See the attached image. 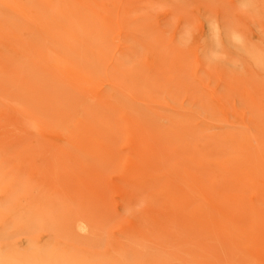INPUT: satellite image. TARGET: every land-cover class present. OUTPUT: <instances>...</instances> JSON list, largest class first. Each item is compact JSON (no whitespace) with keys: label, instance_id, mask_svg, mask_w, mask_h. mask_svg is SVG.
<instances>
[{"label":"rangeland","instance_id":"rangeland-1","mask_svg":"<svg viewBox=\"0 0 264 264\" xmlns=\"http://www.w3.org/2000/svg\"><path fill=\"white\" fill-rule=\"evenodd\" d=\"M80 3L105 27L92 34H106L104 43H75V60L90 59L89 46L104 50L92 76L67 62L85 93L65 86L68 77L54 84L66 62L46 36L0 45V194L8 193L0 196V251L53 250L75 264H253L256 228L264 237V145L255 137L264 138V67L248 72L227 41L210 56L201 47L208 23L220 25L264 61V0H119L126 26L102 24L107 11L117 13L107 0ZM0 20L5 30L23 28L6 11ZM64 23L52 24L57 39L66 38ZM116 52L131 55L134 84L122 66L118 88L106 76ZM122 103L140 127L121 119ZM225 158L233 159L228 173L217 162ZM221 203L242 208L236 222ZM21 221L31 226L15 229Z\"/></svg>","mask_w":264,"mask_h":264},{"label":"bare ground","instance_id":"bare-ground-1","mask_svg":"<svg viewBox=\"0 0 264 264\" xmlns=\"http://www.w3.org/2000/svg\"><path fill=\"white\" fill-rule=\"evenodd\" d=\"M81 0H78V5H72L71 3H69L67 0H0V11H6L9 14H11L12 16L16 17L17 20H22L23 22V28L18 29L15 28V26H10L8 30H5V22L0 20V45L3 44V41H6L7 39H12L14 40L16 43H18L19 45L21 44H25L26 41L28 42V40L26 38H22L21 34H25V35H29V36H33L34 34H42L44 36H46V40L48 43V47L51 50H56V51H62L63 54V59L66 62V66L65 68L59 73V74H55L52 75L54 78V84L60 85L61 83L64 85L65 81L67 80V77L69 79L70 77V73H69V68H70V63H74L76 65L81 66L84 70L89 71V74L92 76V74L95 72H97V64L99 62H101L102 57L105 53L104 50H100L98 48H96V50H94V45L93 46H89L88 50L90 52H93L91 54L90 59L88 58L86 59H73V53H74V48H75V43H77L81 38H83L84 36H90V42L91 43H104L105 42V33L103 30H101V33H99L97 36L92 34V32L94 30H96V28H105L102 27L100 24L98 23H91V20L89 19V13L87 12L86 9H83V5L80 3ZM109 3H111L113 6H117V13H116V17H108V11L107 13H105V15H102L101 18V22L102 24H106L109 21H112V18H114L116 21H119L118 25H123L126 26L123 21L125 20L124 18H118V16L121 15L122 12L119 11V7L122 6V3H118L119 0H107ZM23 2V3H22ZM24 3H28L29 6L25 5ZM55 7H57V10H55ZM55 10V11H54ZM54 11V12H52ZM123 16V13L122 15ZM120 16V17H121ZM64 19L65 21H67V25L64 23L65 28H66V38L65 40H60L57 39V35L51 30L52 28H56V26H52V24L56 25L58 19ZM203 27H202V31H203ZM205 31H203V34ZM208 34V35H207ZM208 36V41H204L201 49L202 52H204V56L208 55L210 56V54H212L214 52L215 49H224L225 48V42L227 41L230 45H232L233 47H235L238 51H239V58L241 59L242 63H244L246 69L253 73L255 72H261L262 68L264 67V61L261 59V57L254 53L248 46H246L244 44V42L242 41V38L239 35H235V34H228V33H223L222 32V28L220 25L214 26V25H210L208 23V27H207V33H206V38ZM26 40V41H25ZM142 47L144 45H141ZM140 46V48H142ZM152 45L147 44L146 47H151ZM29 47V44H28ZM25 50V48H23ZM176 51L177 54L180 55V50L177 49L175 47V49L173 48L172 51ZM16 51V50H15ZM206 51V53H205ZM119 52V50H118ZM114 55V60L113 62L106 67V76H108L110 78L111 83L113 82L114 87L118 88L121 85V81L119 79V77L117 76L118 71L120 70L121 66L123 68V76L125 75V78L130 81L131 84H134L137 80H138V75H136L135 71H134V64L129 65V63H131V58L129 56H131L129 53L128 56L125 55L124 52H120ZM29 52H27L28 54ZM176 54V55H177ZM128 57V58H126ZM153 57H155V59L157 60L160 56L158 54H153ZM38 64L43 65L42 61H47V58L44 57H38ZM159 64H163L164 63V56L162 55L161 58L158 59ZM69 64H68V63ZM44 66V65H43ZM99 67V66H98ZM133 67V68H132ZM24 70V68L18 69L16 71H14V76H16L17 80L15 79V82L18 83V77H22L23 75H20V73H22V71ZM39 72H42L43 67L39 68L38 67ZM24 72V71H23ZM13 73V72H12ZM251 74V73H250ZM24 79V78H23ZM47 80H51L50 78H47ZM67 83H69L68 85H65L67 87H73L74 89L76 88V90L78 92L82 91V93H85L86 90H89L87 88L84 87V85L79 86V82L78 81H74L69 79L68 81H66ZM87 82L84 80L83 84ZM14 83L12 86L15 87ZM19 83H22L21 81ZM115 94V93H114ZM96 97H100V94L95 95ZM115 96V95H113ZM122 105L124 106V104L122 103ZM116 108H122V107H114V109ZM124 110V112L122 113V117L121 119H127L128 118H133L135 121V125L136 127H140L141 122H139V119L135 118V114L133 115L131 112L128 111H132V110H127L128 108H126V106H124L122 108ZM130 116V117H128ZM142 121V120H141ZM172 129L173 130H177L179 128V124L174 123L172 124ZM124 128L128 129V125L124 124ZM156 136H158V138H160L161 141L165 140V143H168L169 139H167V137L161 138V134L160 131L157 130ZM180 136H183L184 134H179ZM255 137L258 140L259 143V149L262 148V143L264 145V138L263 136H261L260 134H255ZM248 136L246 137L243 136L242 138H240L241 140H243V144H244V149L246 151L249 150V147L246 146V143L248 142ZM175 151H177L176 146H173ZM247 156V157H246ZM245 159H249L250 157L249 155H246ZM243 159V160H245ZM249 160L247 162V164L249 163ZM200 161H202V159H200ZM231 161H233V159L230 158H225L223 160L218 159V164H220V168L223 167V173H228V164L231 163ZM250 167V166H249ZM247 170H249V168H246ZM249 175V174H246ZM255 174H253L254 176ZM251 179V178H250ZM239 180V179H238ZM249 180V179H248ZM244 182V181H243ZM7 191L4 193L2 192L0 194V196L2 197H6L7 195ZM183 200H185L183 198ZM183 200H180L183 202ZM225 200H227V197H225L223 199L222 202H225ZM235 202V201H234ZM222 204V203H221ZM234 205H226V203L222 204L223 206H225L224 208H226V206H229V208H227L228 210H231V216H232V212H233V216L232 219L236 222V219L239 216V213H241V209L240 206L236 207L237 205H235L236 203H232ZM183 206H186L185 204H183ZM235 206V207H234ZM255 210V208L253 209ZM259 212V215H262V210H258L257 209V213ZM255 213V212H254ZM4 215V213L0 212V218L1 215ZM258 215V214H257ZM234 217V218H233ZM0 226L1 228H4L5 223L0 221ZM31 224L30 223H26V222H18L17 224H15V229H19V228H28L30 227ZM225 230L221 229V234H229V227L228 224L224 225L223 227ZM5 229V228H4ZM255 234L257 236L254 235V238L251 241V248H253L252 253L253 255H250L253 261V264H257V261H260L258 263L260 264H264V250L263 252L261 251V249H263L261 246L264 245L263 244V240L264 237L262 236L261 232L262 230L258 227L255 230ZM264 247V246H263ZM0 264H75L74 261L71 258H67L64 257L62 254L57 253L53 250H51V253H45L43 250H37L35 252H31L27 255L25 254H15L12 252L9 253H2L0 251Z\"/></svg>","mask_w":264,"mask_h":264}]
</instances>
